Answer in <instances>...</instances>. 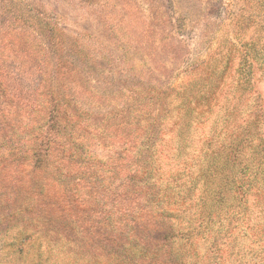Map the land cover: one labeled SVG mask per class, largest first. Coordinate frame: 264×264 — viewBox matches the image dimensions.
I'll use <instances>...</instances> for the list:
<instances>
[{
  "label": "rangeland",
  "instance_id": "rangeland-1",
  "mask_svg": "<svg viewBox=\"0 0 264 264\" xmlns=\"http://www.w3.org/2000/svg\"><path fill=\"white\" fill-rule=\"evenodd\" d=\"M230 42L264 142V0H0V264H259L264 193L218 233L200 171L225 101L182 95Z\"/></svg>",
  "mask_w": 264,
  "mask_h": 264
},
{
  "label": "trees",
  "instance_id": "trees-1",
  "mask_svg": "<svg viewBox=\"0 0 264 264\" xmlns=\"http://www.w3.org/2000/svg\"><path fill=\"white\" fill-rule=\"evenodd\" d=\"M253 45L244 42L239 46L230 42L223 62L214 65L208 76L199 77L182 86L184 98L190 97L196 91V85H200L201 89H204L202 98L221 97V100L225 101L219 105V109L227 112L225 116L227 118L223 120L224 126L216 129V119H214L211 132L205 134L199 154L203 163V169L200 171L205 180V192L212 196L210 201L213 205H217L215 213L220 214L217 219L218 233L225 230L228 235L234 227L231 226L230 217L235 222H241L248 210L250 194L264 193V142L258 137L259 133L251 127L255 121L251 119L249 111L252 110L251 102L258 100L255 97V90L252 91L254 86L252 77L261 58V53L256 52ZM170 92L171 95L174 93L173 90ZM170 92L163 94L167 98L170 97ZM200 92L201 90L198 89L196 94ZM234 100L236 104L228 110L226 102ZM237 105H240V110ZM167 111V107L163 108L162 114ZM230 116H232L231 122L237 121L235 124H230ZM227 206L229 212L225 211ZM214 211L205 212L199 220L200 227L204 230L209 229L210 217ZM220 212L224 213L222 215L227 221L226 229H224L226 223L222 224ZM25 232L20 230V237L18 236L20 240L10 243L9 246L16 248L22 246L24 237L27 236ZM261 255L259 264H264V253ZM176 256L172 259L178 264L179 256ZM4 257L1 264L12 263L9 255Z\"/></svg>",
  "mask_w": 264,
  "mask_h": 264
}]
</instances>
